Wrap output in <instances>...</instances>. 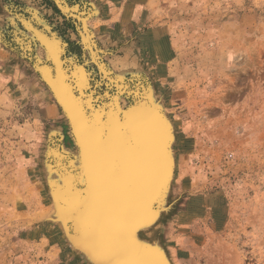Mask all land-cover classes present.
Segmentation results:
<instances>
[{"label": "rangeland", "instance_id": "1", "mask_svg": "<svg viewBox=\"0 0 264 264\" xmlns=\"http://www.w3.org/2000/svg\"><path fill=\"white\" fill-rule=\"evenodd\" d=\"M99 6L122 11L108 41L94 23ZM80 18L112 82L83 46ZM151 30L163 32L170 58L154 74L120 72L114 57L128 45L151 56ZM35 32L54 40L65 80L84 70L91 106L107 109L114 93L122 109L144 92L162 102L175 168L139 237L171 264H264V0H0V264H94L53 214L49 186L60 178L50 151L65 153L61 169L72 171L77 148L40 76L54 65Z\"/></svg>", "mask_w": 264, "mask_h": 264}, {"label": "bare ground", "instance_id": "2", "mask_svg": "<svg viewBox=\"0 0 264 264\" xmlns=\"http://www.w3.org/2000/svg\"><path fill=\"white\" fill-rule=\"evenodd\" d=\"M83 28H84V32L82 33L81 38L84 43V47L86 46L88 49L93 48L94 51L91 52V50H89V55L92 58V60L95 61L96 64H98L97 65L98 68H100L102 72L104 71V75L106 76L107 73L104 67L105 64H102L100 61H98V55L95 53V50L97 48L94 49V44H93L94 42L91 40L88 31L86 32L85 22ZM39 38L41 40L40 43L43 44L45 43L49 47L47 50L50 53L48 54L47 52V58L50 57L54 58L53 61L56 65L55 69L57 71L56 81L55 83H52L53 81L50 79V74L48 73V70L42 69L41 71L44 74V79L50 82V85L55 90L58 99L64 105V108L68 113V116L72 119L74 129L77 135H79L82 138L84 137L83 145L85 144V147L87 149V154H85V158H87L88 161L86 164H83L85 165L83 172L86 176L89 190H91L95 194L94 197H92L93 206L91 203L89 204L90 209L92 210L97 209L101 211L102 209L107 208L108 205L114 204V202L115 203L123 202L124 204L125 201L122 195L124 190H122L123 189L122 186L123 185L126 186V184L127 186L132 184V186H134V189H138L139 187L137 186H140L141 188H147L144 191L148 192L147 197L143 196L144 197L143 199L133 198V202H135V206L131 211L132 214L134 215V220L145 219V222L149 221L146 216L148 214V210H150V208L148 209V207L150 206L148 199L154 198L155 199L153 200L154 203L158 202L157 204H163L166 200V195H168L167 192L170 188V183L173 177V172L175 168V159L172 155V147H170V144L172 145V141L174 137V136L172 137L173 129L171 131L172 135L169 140V147L171 149L170 155L172 158L170 176L164 194L161 195L160 198L159 197L156 198L154 195V193L156 192V188L155 185L152 184L154 182V178L153 176L150 177L151 175L149 171V165L151 169L153 167L155 169L156 166L157 165L159 166V164H162V162L164 165L165 160L161 157L159 158L156 152H154V154H151V157L150 156L148 157L147 152H145V150L143 149L144 148L143 137L145 136L143 126L147 125L146 122L148 118L151 116V112L148 110H136V111L134 110L130 114V116L125 119L126 121L125 126L128 128V129L126 128V131L120 132L119 129H117L114 133L107 134L104 132V128H101V130L98 128L97 130L98 137H97V133L95 129H93L91 126L84 125L85 115L81 108L82 103H84L82 100L83 99L82 96L84 95L86 96L85 102L87 103L88 107L91 106L90 102L92 101L91 93L83 95L84 89H86L88 86L85 80L84 70L79 66L78 68L75 67L76 71L74 72L77 82L73 80V84H71L70 82L71 80L70 81L66 80V82L68 83L67 85V83L65 82V78H66L65 72L63 68H61L58 62V58H57L58 50L57 48L54 47L55 45L54 42L52 40L46 39L41 32L39 34ZM43 66L45 68L48 67V65L47 66L43 65ZM113 83H115L114 80ZM58 86H60V89L58 88ZM116 86L118 87L119 85L116 83ZM119 88L120 87H118V89ZM77 89L79 90V95H78L79 97L74 96V92ZM160 104H162V102ZM109 105H112V102H110L108 106ZM63 115L65 114L63 113ZM111 120H112L111 123L114 124L116 118L111 116ZM144 122L146 123V125H144L145 124ZM59 151L60 150H57L56 148L50 151L56 157L58 162L62 161V158H64V155L63 156L60 155ZM72 164H73L72 167L74 166V164H76V166L77 165L79 166L78 153H77V162L72 161ZM74 194H75L74 192H72L71 194L73 199H75ZM72 205L74 207V204ZM106 210L107 213H104L102 211L100 215H94V218H97L95 222L99 221L100 223L98 225L96 223H95L96 225H91V223H94L93 220H90L87 216L82 215L84 214L83 211H79L78 214L79 217L81 216L86 221L80 223L81 226L78 229L85 230L86 233H88L95 241L94 243L98 241L100 242L101 239L103 238L101 237L102 235L99 236L94 233H98V230L107 233V235H105L106 240L104 239V241L108 248L106 247L105 249H102L103 253L106 254L104 258L106 259L107 262L115 263V264H155L154 262L149 261V258L153 256L155 258L154 261H156L160 258L159 256H161L159 252L160 253L163 252L165 257L164 258L165 264H171L168 259V255L166 254L165 251L161 250V246L159 243H157L156 241L150 242L139 238V233L141 230L145 229L144 227H142V229L137 228L136 230H134L133 234H126L129 230V227L125 226L126 224L120 218V215L117 214L116 208L110 213H108V211L110 210L109 208ZM53 214L60 220L58 216V212L55 208V203H54ZM109 216H111V220L109 219ZM135 222H137V220ZM148 226L146 225V227ZM109 247L110 248L112 247L116 252L109 251ZM130 247H132V249H130ZM131 251L133 254L131 253ZM161 260H163V258Z\"/></svg>", "mask_w": 264, "mask_h": 264}, {"label": "water", "instance_id": "3", "mask_svg": "<svg viewBox=\"0 0 264 264\" xmlns=\"http://www.w3.org/2000/svg\"><path fill=\"white\" fill-rule=\"evenodd\" d=\"M55 2L59 6V0H55ZM80 21L83 26L84 25L83 18H80ZM35 34H36V37L41 42L39 38V34L37 32H35ZM83 46H84V43H83ZM43 48L47 50L49 47L44 43ZM49 53L50 52H48V54ZM53 59L54 58L50 57V60L54 65L53 73L51 74V72L49 71L51 80L56 79V75H57V71L55 69L56 65ZM39 73H40V76L43 78V81L47 85L48 89L54 96L55 100L57 101L60 109L63 111V113L65 114L68 120L71 134L74 139V142L77 148V153H78L79 166L77 165L76 169L72 171L61 169L63 167V162L62 161L58 162L57 159H55L56 167L58 169L57 172L60 178V183L54 182L50 186V192H51L53 202L55 203V208L58 212V216L60 220L62 221L66 235L68 236V238L70 239V242L73 244L75 248L82 251L94 264H115V263L107 262L106 259L104 258L106 254H104L102 251V249H105L107 247L104 241V239L106 240L105 235H107V233L101 232L100 230H98V233H94L99 236L102 235L101 237H103L100 242L98 241L94 243L95 241L92 239V237L88 233H86L85 230L78 229L81 226L80 223H83L86 221L81 216L79 217L78 215L79 211H83L84 214L82 215H85L90 220H93L94 223H91V225H96V224L98 225L100 223L99 221L95 222L97 218H94V215H100L102 211L104 213H107L106 209L108 208L110 209L108 213H110L116 208V212L117 214L120 215V218L126 224L125 226L129 227V230L126 234H133L134 230H136L137 228H140V229H142V227L147 228L146 225L151 226L155 222L162 208L161 207L162 204H157L158 202L154 203L153 200L155 199L149 198L148 201H149L150 206L148 207V209L150 208V210L146 209L148 210V214L146 216L149 221L145 222V219L144 220L136 219L137 222H135L136 220H134V215L132 214V211H131L133 207L135 206V202H133V198L143 199L144 198L143 196L147 197L148 192L144 191L147 188H141L140 186H137L139 188L134 189V186H132V184L128 186L127 184L126 186L122 184L123 185L122 190H124L122 194L124 197V201H125L124 204L123 202L122 203L114 202V204L108 205L107 208H104L101 211L97 209H94L95 211L90 209L89 204L91 203L93 206L92 197H94L95 194L91 190H89L88 182L83 172L84 167H85V165L83 164H86L88 161L87 158H85V154H87V149L85 147V144L83 145L84 137L82 138L79 135H77L74 129L72 119L68 116V113L66 112L64 108V105L58 99L55 90L50 85V82L44 79L42 72L39 71ZM102 73L104 75V71ZM106 78H108V80L112 82V79L109 76L106 75ZM58 88L60 89V86H58ZM152 94L153 93H150V92L139 93L138 99L133 104L123 109L120 107L117 99H115V95H113L110 99V102H112V105H109L107 109L105 110L103 108L97 109L93 106H89V109L86 110L83 104L81 108L85 115L84 125L91 126L93 129L96 130V133H97L98 128L100 130L101 128H104V132L107 134L114 133L117 129H119L120 132L126 131L127 127L125 126V123H126L125 119L129 117L130 114L134 110L135 111L136 110H148L151 112V116L148 118L146 122L147 125L144 122L145 123L144 125L146 126H143L144 127L143 130L145 132V136L143 137V145H144L143 149L145 150V152H147L148 157L149 156L151 157V154H154V152H156L159 158L161 157L165 160L164 165L162 162V164H159V166L157 165L155 169L154 167L151 169L149 165V171L151 175L150 177L153 176L154 178V182L152 184H154L156 188V192L154 193V195L156 198L157 197L160 198L161 195L164 194L165 189L167 188V184H168V180L170 176L172 158L170 155L171 154V149H170L171 144L169 147V140L172 135L171 133L172 127H171L170 121L167 119V117L162 111V105L157 99L154 98ZM74 96L77 97L75 94ZM85 105H87V103H85ZM101 112H103V117H100ZM111 116L116 118V121H114V124L111 123L112 122ZM148 125H151L154 127H151ZM97 137H98V133H97ZM60 155L63 156L64 154L60 152ZM72 192L75 193L74 194L75 199H73L71 195ZM72 204H74V207ZM109 219L111 220V216H109ZM130 249H132V247H130ZM109 251L116 252L114 251L112 247L111 248L109 247ZM159 254L161 255L159 257L160 258L162 257L163 260H161L162 258L161 259L159 258L158 260L154 261L155 258L152 256L149 258V261H152L155 264H165V260H164L165 257H164L163 252L161 253L159 252Z\"/></svg>", "mask_w": 264, "mask_h": 264}, {"label": "crops", "instance_id": "4", "mask_svg": "<svg viewBox=\"0 0 264 264\" xmlns=\"http://www.w3.org/2000/svg\"><path fill=\"white\" fill-rule=\"evenodd\" d=\"M130 12L133 14L132 17L130 15V19H132V20L137 19V22L139 23L140 18L137 14H139L140 12L137 9H135L134 7L131 8ZM120 13H122V11L120 12L118 7H116L112 11H111V9H108L106 11V9L103 8V6L102 7L99 6V12H98V15L96 17H94L95 18L94 23H99L98 25L101 29V31H100L101 34H106V35L102 36L105 38V41H108V39H109L108 37H111L109 34V31L107 29L108 26L110 27L111 25H114V23H118L117 25H123L122 20L120 19ZM39 21L41 22L42 20H39ZM111 21L113 24H111ZM140 25H143V24H140ZM44 33L45 32H43V36H45L46 39L52 40L51 38L46 36ZM115 35L118 38L122 36V35H120V31L118 33L116 32ZM163 35L164 34L161 30H159V32H157V35L155 37L152 34V30L147 32L146 37L151 38V39H149V42H150L151 47L153 48V52L151 53V56L144 55V50H142V53H141L142 55L135 54V53H133L134 46L128 45L127 49H125L126 53L116 54L114 57L117 69H121L120 72H123L125 70H129L130 72H144L146 75H149L150 73L154 74V72H155V68H154L155 63L154 62L155 61L163 62L162 60L166 61L170 58L169 55H167V51L164 53V52H162V50L159 49L160 48L159 46H161L160 44H163V45L165 44V39L163 38ZM52 41L54 42V40H52ZM114 43H117V42H114ZM54 44H55V42H54ZM121 44L123 45V43H121ZM54 47L56 48L57 46L54 45ZM88 50H91V52L94 51L93 48H89ZM45 51L48 52V50H45ZM141 57L144 60H142ZM158 57L161 60H157L156 58H158ZM57 58H58V62L60 64L61 68H63V70H64V67L62 65L63 62H61V60L59 59V55L57 56ZM145 65L148 67L147 70L144 69ZM42 69L43 70L47 69L48 73H49L48 67H46V68L43 67V68H41V70ZM148 70L150 71V73L148 72ZM43 77H44V74H43ZM52 81H53L52 83H55L56 79H54Z\"/></svg>", "mask_w": 264, "mask_h": 264}]
</instances>
